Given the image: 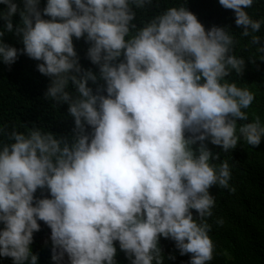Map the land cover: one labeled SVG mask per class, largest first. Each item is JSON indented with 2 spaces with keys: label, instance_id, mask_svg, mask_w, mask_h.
Segmentation results:
<instances>
[{
  "label": "clouds",
  "instance_id": "9594fccd",
  "mask_svg": "<svg viewBox=\"0 0 264 264\" xmlns=\"http://www.w3.org/2000/svg\"><path fill=\"white\" fill-rule=\"evenodd\" d=\"M233 10L241 37L264 52L254 0H218ZM0 62L24 54L50 78L45 97L67 104L73 128L5 131L0 142V257L39 264L34 233L50 228L54 264H165L160 239H171L189 264H208L212 186L229 188L227 152L241 139L258 146L259 117L247 121L255 94L227 77L245 58L226 27L207 29L181 5L142 21L153 0H0ZM19 14V22L13 17ZM47 17V18H45ZM19 37L23 47L4 41ZM83 38L85 68L74 45ZM46 191L47 196L36 193ZM234 191V189H229ZM195 210L196 215H193ZM195 217V218H194ZM199 218V219H197ZM223 223V221H218Z\"/></svg>",
  "mask_w": 264,
  "mask_h": 264
},
{
  "label": "trees",
  "instance_id": "16d2710c",
  "mask_svg": "<svg viewBox=\"0 0 264 264\" xmlns=\"http://www.w3.org/2000/svg\"><path fill=\"white\" fill-rule=\"evenodd\" d=\"M46 0H41L43 8ZM187 7L193 12L206 30L212 26H222L230 30L237 41L234 54L245 58L242 73H231L227 79L235 81L239 87H247L255 94L248 109L247 121L252 122L259 117L264 123V52L257 51L251 45V37H241V28L235 24L233 10L222 7L218 0H153L147 10L137 13L138 25L159 14L168 7ZM6 6L0 4V9ZM254 20L264 21V0H254L247 9ZM47 18V17H45ZM14 23L19 22V14L13 17ZM0 20V27H3ZM255 35L264 43V23ZM4 41L18 49L23 47L19 37L6 33ZM74 45L83 67L97 70L86 58L88 44L83 38L76 40ZM40 63L27 55L20 54L15 63L6 65L0 62V127L11 131H26L27 128L42 127L57 135L67 136L73 128V120L67 113V104L56 105L45 97L50 78L41 74L36 65ZM6 138L0 134V142ZM219 158L211 161L217 167L227 161L230 169L229 188L212 186L210 194L214 197L212 215L204 221L210 225L209 235L214 244L213 259L208 264H264V138L258 146H251L242 139L235 149L227 152L219 146L208 144ZM234 189L230 191L229 189ZM38 197L47 196L46 191L36 193ZM195 216V210H193ZM195 218V217H194ZM199 219V218H197ZM223 223H218V221ZM40 231L34 233L31 245L34 254L38 255L39 264H54L51 260L52 242L50 228L42 221ZM117 246V264H130L124 252ZM160 246L165 257L175 259L165 264H189L190 254L181 255L171 239H160ZM0 264H13L11 258L0 257ZM67 264V257H65Z\"/></svg>",
  "mask_w": 264,
  "mask_h": 264
}]
</instances>
